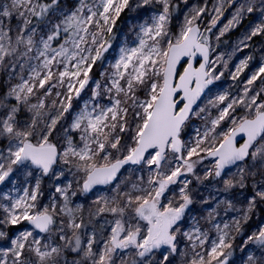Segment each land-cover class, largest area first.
<instances>
[{"label":"snow or ice","instance_id":"6c2138e0","mask_svg":"<svg viewBox=\"0 0 264 264\" xmlns=\"http://www.w3.org/2000/svg\"><path fill=\"white\" fill-rule=\"evenodd\" d=\"M0 264H264V0H0Z\"/></svg>","mask_w":264,"mask_h":264}]
</instances>
